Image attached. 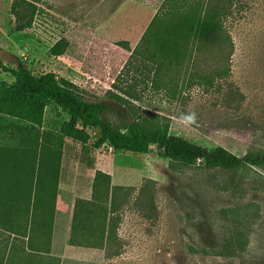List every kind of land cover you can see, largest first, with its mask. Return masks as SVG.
<instances>
[{"label": "rangeland", "instance_id": "obj_1", "mask_svg": "<svg viewBox=\"0 0 264 264\" xmlns=\"http://www.w3.org/2000/svg\"><path fill=\"white\" fill-rule=\"evenodd\" d=\"M11 2L0 0L5 66L25 65L36 75L51 72L68 80L85 99L111 105L106 118L113 122L145 119L238 157L264 152V0L224 1L223 26L233 48L198 49L190 42L176 57H165L154 39L143 38L168 0H41L32 28L23 32L15 29ZM60 39L67 47L55 56L51 47ZM155 69V77L147 75ZM0 79L13 81L3 70ZM115 97L129 104H117ZM191 114L194 123L182 119ZM68 119L59 108L48 107L43 124L18 130V138L28 148L33 145L39 160L58 162L54 151L66 149L84 174L100 168L112 187H123L112 208L116 239L104 250L86 252L65 249L61 226L52 244L37 233L18 239V216L12 211L9 220L0 219V264H264L263 166L209 169L198 161L183 167L159 157L154 147L145 155L95 147L99 130L89 132L87 144H72L59 134ZM0 121L7 133L12 124L28 126L6 116ZM31 160L38 166L37 158ZM96 222L93 217L88 225Z\"/></svg>", "mask_w": 264, "mask_h": 264}, {"label": "trees", "instance_id": "obj_2", "mask_svg": "<svg viewBox=\"0 0 264 264\" xmlns=\"http://www.w3.org/2000/svg\"><path fill=\"white\" fill-rule=\"evenodd\" d=\"M174 1L168 0V5H164L162 11L154 16L143 35L149 41L154 39L153 44L162 55L176 57L185 51L190 42L198 49L208 46L233 48L223 26L227 9L225 0H205L189 6L172 5ZM40 2L41 0H12L10 14L16 31L23 32L32 28ZM66 47L67 41L60 39L51 47V52L55 56H61ZM0 70L13 78L10 83L0 79V117H11L28 124L18 127V130L30 131L34 126L40 127L45 110L54 106L69 117L62 122L59 134L80 144L88 143L90 131L99 130L100 137L95 142V147L106 144L113 150L139 155L147 154L150 147H154L159 157L183 167L194 166L198 161L209 169L264 167V152L238 157L222 147L211 149L184 136L171 134L167 129L159 128L145 119L113 122L106 118L114 110L111 105L85 99L76 85L65 79H57L51 72L36 75L25 65H19L15 69L7 67L1 59ZM156 73L157 70H148L147 75L155 77ZM124 94L131 96L127 91ZM115 99H118L117 104L123 106L125 104L119 100L128 103L122 97ZM121 190L123 187H111L109 175L96 173L92 199L76 203L70 245L104 250L115 241L112 208ZM94 201L97 205L93 208ZM77 204L81 205L80 211ZM88 205L91 207H85ZM93 217L97 219V224L90 226L88 222Z\"/></svg>", "mask_w": 264, "mask_h": 264}, {"label": "crops", "instance_id": "obj_3", "mask_svg": "<svg viewBox=\"0 0 264 264\" xmlns=\"http://www.w3.org/2000/svg\"><path fill=\"white\" fill-rule=\"evenodd\" d=\"M10 127L12 132L7 133L0 121V219L9 220L10 213L15 212L18 239H28L37 233L46 236V242L49 239L52 244L55 230L61 226L68 252L94 249L70 245L72 217L76 202L90 201L89 185L96 173L109 174L98 168L87 176L78 158H68L66 149L62 154L54 151L56 157L59 156L58 162L39 160L33 145L28 148L22 145L23 138H18V123ZM32 155L38 159V166L33 164ZM46 242L47 248L49 242Z\"/></svg>", "mask_w": 264, "mask_h": 264}, {"label": "clouds", "instance_id": "obj_4", "mask_svg": "<svg viewBox=\"0 0 264 264\" xmlns=\"http://www.w3.org/2000/svg\"><path fill=\"white\" fill-rule=\"evenodd\" d=\"M182 119L186 120L187 122L194 123L195 122V114H191L186 117H182Z\"/></svg>", "mask_w": 264, "mask_h": 264}]
</instances>
